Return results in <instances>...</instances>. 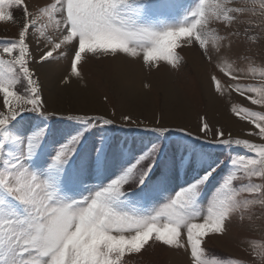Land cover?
<instances>
[{"label": "snow or ice", "instance_id": "1", "mask_svg": "<svg viewBox=\"0 0 264 264\" xmlns=\"http://www.w3.org/2000/svg\"><path fill=\"white\" fill-rule=\"evenodd\" d=\"M175 7L173 0H50L33 11L26 0H0V21L16 22L14 9L23 12L17 38L0 41V264H126L150 242L183 252L189 264H246L205 245L226 236L234 217L243 223L254 206L264 207V65L258 84L242 83L256 79L257 69H240L237 61H254L228 54L233 38L259 43L264 3L261 22L225 34L216 26L232 28L257 14L247 0H195L179 18L165 14ZM185 47L214 63L216 94L234 92L260 109L230 107L251 126L243 137L211 126L206 116L198 135L124 115L126 124L156 134L131 150L106 134L115 122L104 115H61L71 124L49 123L57 113L48 111L32 64L71 52V71L58 82L67 88L72 77L83 78L78 65L86 54L123 55L151 71L161 62L179 69ZM250 247L264 264V251Z\"/></svg>", "mask_w": 264, "mask_h": 264}, {"label": "rangeland", "instance_id": "2", "mask_svg": "<svg viewBox=\"0 0 264 264\" xmlns=\"http://www.w3.org/2000/svg\"><path fill=\"white\" fill-rule=\"evenodd\" d=\"M49 2L50 0H26L30 10L33 11ZM194 2L195 0H173L177 7L168 10L165 14L179 18L188 7L194 6ZM247 2L249 7L256 9L257 14L254 17H241L242 22L234 24L232 28L217 25L221 34L234 29L243 31L247 27L245 22L252 19L261 22L259 10L264 0H247ZM14 17L16 22L0 21V41L17 38L23 24L22 10L14 9ZM255 32L259 36V43H248L243 36L233 38L232 49L228 53L234 58L243 54L254 61L253 63L243 59L237 61V67L240 69H257L256 79L242 81V83L258 84L259 71L264 65V35H260L259 27ZM43 50L41 42V47L34 48L33 54L38 58ZM180 53L184 57V62L179 69H172L161 62L162 66L159 70L154 68L151 71L142 64V61H132L123 55L112 57L86 54L78 65L83 78L79 79L81 93L77 92V94L69 88H64L59 93L50 88L71 71V52L59 60L46 62L43 65L34 63L31 67L42 83L48 111L57 113L49 121L53 125L64 127L71 124L70 121L61 120V115L77 113L104 115L115 122L110 129L106 130V134L121 146L131 150L148 145L156 134L145 131L143 127L137 128L126 124L122 119L124 115H130L138 124L150 127L166 126L174 129L183 127L198 135H203L199 131L200 118L206 116L211 126L223 127L226 133L230 131L234 137H243L251 126L231 115L230 107L236 104L260 110L258 106H251L249 101L234 92L223 97L216 94L209 79L210 75L216 71L215 65L206 62L197 48L185 47L180 50ZM139 70L142 72V82H138L140 85L138 88L145 93L146 101L144 99L140 103L133 104L129 101L130 94H135L136 90L132 87L136 83L134 76ZM72 78L78 80L76 77ZM223 83L227 85L231 82L225 79ZM171 91L179 99L174 95L176 100H170L168 92ZM157 119L161 121V125H156ZM176 135L178 134L172 133L173 137ZM214 138V135L209 136V139ZM184 178V174L181 173L180 181L182 182ZM254 182L262 183L260 180ZM249 214L252 219L246 218L243 223L238 217H234L228 224V234L223 237L208 238L206 248L220 257L239 258L246 264H261L259 258H254L250 244L255 246L256 251H264V207L256 205L250 213H246V217ZM125 259L126 264H189L183 252L174 251L160 244H151V242L142 253L128 255Z\"/></svg>", "mask_w": 264, "mask_h": 264}, {"label": "bare ground", "instance_id": "3", "mask_svg": "<svg viewBox=\"0 0 264 264\" xmlns=\"http://www.w3.org/2000/svg\"><path fill=\"white\" fill-rule=\"evenodd\" d=\"M121 58V57H120ZM119 61H117V63H118ZM125 63V62H124ZM133 64V63H132ZM138 64V63H137ZM140 64H141V62H140ZM129 65H130V63H129ZM135 65V64H134ZM125 66V65H124ZM138 66V65H137ZM61 67V66H60ZM62 67H64V66H62ZM126 67V66H125ZM135 67V66H134ZM127 68V67H126ZM138 68V67H137ZM142 70V69H141ZM141 70H139L137 73H136V75L134 76V81L136 82H134L135 84H133V87H132V89L134 90H136L135 91V94H130V100L129 101H131L133 104H135V103H140L142 100H144L145 99V101H146V95H145V93H143L142 92V90H140L138 87H140V85H139V83L138 82H142V72H141ZM67 72V71H66ZM136 72V71H135ZM131 76H132V74H131ZM163 78H165V77H163ZM75 79V78H74ZM78 79V78H77ZM167 79V78H166ZM168 80V79H167ZM58 80L55 82V85L53 84V86L54 87H50L53 91L54 90H56L57 91V93H59V92H61V90H63L65 87H63V86H58ZM132 82V81H131ZM130 82V83H131ZM169 86V85H168ZM81 82L79 81V79L78 80H73V78H72V84H71V86L70 87H67V89L69 88L70 90L72 89V90H74L75 92H76V94H77V92L78 93H81ZM137 87V88H136ZM129 88H131V87H129ZM51 89H49L50 91H51ZM120 89V88H119ZM53 93V92H52ZM126 93V92H125ZM83 94V93H82ZM49 95H50V92H49ZM175 94H174V92H168V96H169V99L170 100H176V98H175V96H174ZM54 96V95H53ZM83 96V95H82ZM136 97V98H135ZM177 97V96H176ZM178 98V97H177ZM179 99V98H178ZM216 100V99H215ZM214 101V100H213ZM179 102V101H178ZM169 108V107H168Z\"/></svg>", "mask_w": 264, "mask_h": 264}]
</instances>
